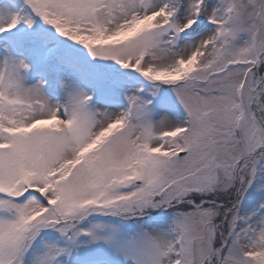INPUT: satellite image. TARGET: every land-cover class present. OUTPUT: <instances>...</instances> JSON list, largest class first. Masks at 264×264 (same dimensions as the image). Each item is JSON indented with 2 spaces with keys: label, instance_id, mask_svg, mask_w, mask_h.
<instances>
[{
  "label": "snow or ice",
  "instance_id": "snow-or-ice-1",
  "mask_svg": "<svg viewBox=\"0 0 264 264\" xmlns=\"http://www.w3.org/2000/svg\"><path fill=\"white\" fill-rule=\"evenodd\" d=\"M0 264H264V0H3Z\"/></svg>",
  "mask_w": 264,
  "mask_h": 264
},
{
  "label": "rangeland",
  "instance_id": "rangeland-1",
  "mask_svg": "<svg viewBox=\"0 0 264 264\" xmlns=\"http://www.w3.org/2000/svg\"><path fill=\"white\" fill-rule=\"evenodd\" d=\"M3 2V0H0V3H2ZM39 30H43V26H42V24L40 25V29ZM31 82H33L32 80H30L29 81V83H31Z\"/></svg>",
  "mask_w": 264,
  "mask_h": 264
}]
</instances>
